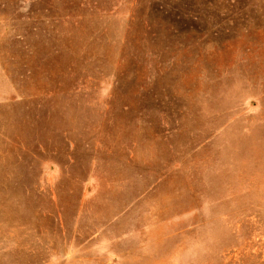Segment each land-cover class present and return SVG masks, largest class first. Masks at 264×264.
Instances as JSON below:
<instances>
[{
  "label": "rangeland",
  "instance_id": "1",
  "mask_svg": "<svg viewBox=\"0 0 264 264\" xmlns=\"http://www.w3.org/2000/svg\"><path fill=\"white\" fill-rule=\"evenodd\" d=\"M0 264H264V0H0Z\"/></svg>",
  "mask_w": 264,
  "mask_h": 264
}]
</instances>
